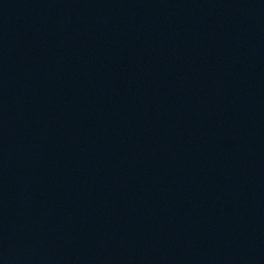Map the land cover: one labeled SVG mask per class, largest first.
<instances>
[{
    "label": "water",
    "instance_id": "obj_1",
    "mask_svg": "<svg viewBox=\"0 0 264 264\" xmlns=\"http://www.w3.org/2000/svg\"><path fill=\"white\" fill-rule=\"evenodd\" d=\"M0 264H264V0H0Z\"/></svg>",
    "mask_w": 264,
    "mask_h": 264
}]
</instances>
